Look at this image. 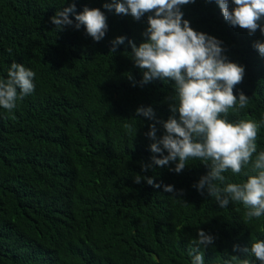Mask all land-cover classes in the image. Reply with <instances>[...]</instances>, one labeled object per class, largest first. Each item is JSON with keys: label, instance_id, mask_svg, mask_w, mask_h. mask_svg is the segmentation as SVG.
<instances>
[{"label": "trees", "instance_id": "1", "mask_svg": "<svg viewBox=\"0 0 264 264\" xmlns=\"http://www.w3.org/2000/svg\"><path fill=\"white\" fill-rule=\"evenodd\" d=\"M111 2L0 0V79L13 62L36 74L32 94L11 112L0 107V264H191L199 230L215 237L214 245L200 246L205 264H261L233 247L264 239V216L245 223L242 203L220 208L206 189L201 194L194 185L209 171L205 162L189 158L181 173L171 170L174 163L143 171L154 155L147 133L155 121L137 116V109L152 107L167 121L174 82L141 85L129 41L146 42L154 13L137 21L104 7ZM73 3L74 24L85 7L105 14L101 41L83 25L57 30L51 23ZM181 11L194 30L222 41L228 62L245 68L234 94L243 92L248 105L230 109L228 119L261 123L256 143L264 151V56L253 47L264 33L231 26L216 0H195ZM120 36L125 42L113 52ZM156 127L160 138L165 129ZM137 175L160 188L146 179L135 183ZM224 175L225 184L247 179L230 170ZM165 185L174 186L175 196Z\"/></svg>", "mask_w": 264, "mask_h": 264}, {"label": "clouds", "instance_id": "2", "mask_svg": "<svg viewBox=\"0 0 264 264\" xmlns=\"http://www.w3.org/2000/svg\"><path fill=\"white\" fill-rule=\"evenodd\" d=\"M189 3H195V0H112L104 5L109 11L114 9L116 14H131L137 21L146 13H154L148 16L149 26L143 33L146 42L137 47L129 41L132 57L135 66L143 72L141 85L157 79L174 82L173 94L166 97L173 113L167 121L157 119L152 107L137 109V116L155 121L147 133L155 141L150 145L154 155L152 163L144 165L143 171L153 165L164 167L174 163L175 168L171 170L181 173L189 158L203 161L209 171L194 187L201 194L206 189L220 208H227L230 203H242L246 208L244 220L247 223L264 216V151L258 152L256 143L261 123L228 119L230 109L239 112L248 105L249 97L243 92L238 98L234 94V87L244 79L245 68L227 61L222 41L194 30L183 18L181 6ZM216 3L231 26H239L250 35L258 29L264 33L260 24L264 19V0H232L235 7L231 10L229 0H216ZM75 7L73 3L58 12L51 18V23L57 30H63L65 26L79 30L83 25L87 35L96 42L101 41L108 29L105 14L100 9L85 7L82 13L75 15L74 24L69 13H74ZM125 39L117 37L112 51L124 44ZM253 47L264 56V42L256 41ZM35 75L23 64L13 62L7 71V79H0V107L11 112L18 101L32 94ZM158 123L165 129L160 138L157 137ZM125 127L133 131L130 124ZM165 150L167 155H164ZM229 170L234 175L247 177L246 181L225 184L224 173ZM142 179H146L148 185L160 188L151 177L137 175L135 183L139 184ZM164 191L175 196L172 185H165ZM198 237L189 252L191 264H205L200 246L214 245L215 237L204 230H199ZM233 251L251 255L264 264V239L255 240L250 247L234 245ZM240 264H251V261L243 259Z\"/></svg>", "mask_w": 264, "mask_h": 264}]
</instances>
